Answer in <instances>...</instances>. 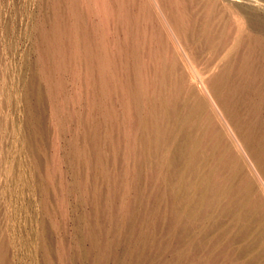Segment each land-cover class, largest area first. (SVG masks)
I'll list each match as a JSON object with an SVG mask.
<instances>
[{
  "label": "bare ground",
  "instance_id": "6f19581e",
  "mask_svg": "<svg viewBox=\"0 0 264 264\" xmlns=\"http://www.w3.org/2000/svg\"><path fill=\"white\" fill-rule=\"evenodd\" d=\"M232 1L248 3V12ZM262 9L252 0H0V242L10 235L16 259L24 239L37 242L38 197L43 192L49 203L54 184L55 100H69L61 86L97 88L102 100L112 85L119 86L130 111L137 100L129 74L121 70H130L134 60L140 88L176 101L185 92L183 110L220 125L216 140L233 150L251 174L243 191L264 198V153L253 134L264 125ZM182 135L185 154L177 146L169 166L179 152L184 172H195L201 164L200 139L188 138L185 129ZM202 175L195 182L182 172L172 185L189 215L209 201L212 175ZM258 205L264 212V203ZM6 256L0 243V264Z\"/></svg>",
  "mask_w": 264,
  "mask_h": 264
},
{
  "label": "rangeland",
  "instance_id": "374dc122",
  "mask_svg": "<svg viewBox=\"0 0 264 264\" xmlns=\"http://www.w3.org/2000/svg\"><path fill=\"white\" fill-rule=\"evenodd\" d=\"M252 1L261 3L264 16V0ZM232 2L237 10L248 12V3ZM91 14L96 19L98 9L93 6ZM118 35L121 44L120 27ZM136 67L134 60L130 70H121L125 77L129 74L138 101H131L130 111L119 86H111L105 101L97 88L61 86L68 90L69 100H55L54 184L49 203L43 192L38 197L37 242L24 239L16 259L7 235L0 242L6 250L5 264H264V212L258 205L264 198L243 191L250 172L233 150L216 140L218 123L183 110L185 92L177 101L169 94L156 97L152 89L140 88ZM183 129L188 138L200 139L201 164L195 172H184L179 152L174 166H169L177 146L185 154ZM253 134L264 153V125L256 126ZM182 172L195 182L202 174L212 175L209 201L191 215L172 190Z\"/></svg>",
  "mask_w": 264,
  "mask_h": 264
}]
</instances>
